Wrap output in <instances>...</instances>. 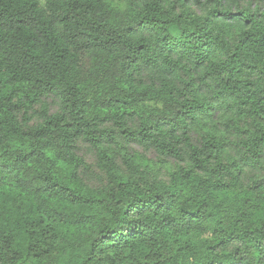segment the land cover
<instances>
[{"label": "trees", "instance_id": "obj_1", "mask_svg": "<svg viewBox=\"0 0 264 264\" xmlns=\"http://www.w3.org/2000/svg\"><path fill=\"white\" fill-rule=\"evenodd\" d=\"M254 1L0 0V264H264Z\"/></svg>", "mask_w": 264, "mask_h": 264}, {"label": "rangeland", "instance_id": "obj_2", "mask_svg": "<svg viewBox=\"0 0 264 264\" xmlns=\"http://www.w3.org/2000/svg\"><path fill=\"white\" fill-rule=\"evenodd\" d=\"M260 7L261 10L264 12V0H256L253 2V7ZM51 102V101H50ZM81 150L83 151L84 154H86L87 159L92 162V160L94 159L91 150L86 148V147H81ZM152 158H154L153 156H151Z\"/></svg>", "mask_w": 264, "mask_h": 264}]
</instances>
